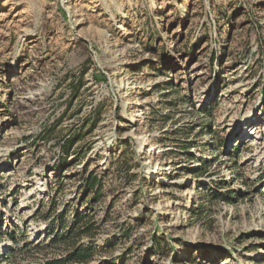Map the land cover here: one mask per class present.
Segmentation results:
<instances>
[{
    "label": "rangeland",
    "instance_id": "rangeland-1",
    "mask_svg": "<svg viewBox=\"0 0 264 264\" xmlns=\"http://www.w3.org/2000/svg\"><path fill=\"white\" fill-rule=\"evenodd\" d=\"M261 118L264 0H0V255L81 212L86 264H264Z\"/></svg>",
    "mask_w": 264,
    "mask_h": 264
},
{
    "label": "trees",
    "instance_id": "trees-1",
    "mask_svg": "<svg viewBox=\"0 0 264 264\" xmlns=\"http://www.w3.org/2000/svg\"><path fill=\"white\" fill-rule=\"evenodd\" d=\"M73 138H67L64 141L63 150L65 153L71 146ZM85 188L91 189L96 193L101 188L98 179L95 175L91 174L85 178ZM59 217V216H58ZM64 218H58L57 228L54 222H48L46 226L47 240L40 242H32L23 240V236L20 235L17 238L13 231L8 232L10 239L12 240L13 247L9 251L0 255V262L7 261L8 264H86L96 251L93 241H81V238L90 233L93 228V221L91 215H85L81 212L74 214L73 220L65 226ZM153 238L152 241H155ZM21 240V242H19ZM20 243V244H19ZM159 244V249L162 245ZM20 245V246H18ZM56 245L61 247V253L52 257H46L42 260L32 262L14 261L15 254L26 251L28 253H34L41 249V247L53 250ZM33 251V252H32ZM32 255V254H31Z\"/></svg>",
    "mask_w": 264,
    "mask_h": 264
},
{
    "label": "bare ground",
    "instance_id": "bare-ground-1",
    "mask_svg": "<svg viewBox=\"0 0 264 264\" xmlns=\"http://www.w3.org/2000/svg\"><path fill=\"white\" fill-rule=\"evenodd\" d=\"M106 10H108V11H110V9L109 8H107ZM251 112H247V113H245V116H244V119H246L247 121L246 122H248L249 121V119H248V117H247V115H249ZM255 117V119H257L256 118V116H255V114L254 113H252V118H254ZM258 120V119H257ZM261 120L262 121H264V118H261ZM239 122V121H238ZM240 123V122H239Z\"/></svg>",
    "mask_w": 264,
    "mask_h": 264
}]
</instances>
